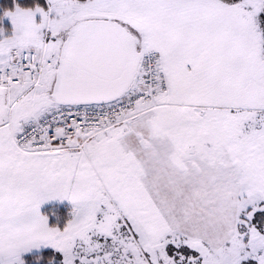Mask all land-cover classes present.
I'll list each match as a JSON object with an SVG mask.
<instances>
[{"label": "snow or ice", "instance_id": "obj_1", "mask_svg": "<svg viewBox=\"0 0 264 264\" xmlns=\"http://www.w3.org/2000/svg\"><path fill=\"white\" fill-rule=\"evenodd\" d=\"M0 264H264V0H0Z\"/></svg>", "mask_w": 264, "mask_h": 264}]
</instances>
